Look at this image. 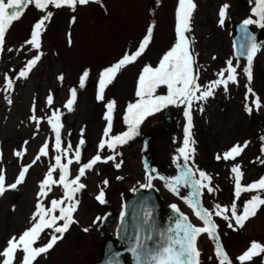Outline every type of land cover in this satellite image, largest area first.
Listing matches in <instances>:
<instances>
[{"label":"rangeland","instance_id":"1","mask_svg":"<svg viewBox=\"0 0 264 264\" xmlns=\"http://www.w3.org/2000/svg\"><path fill=\"white\" fill-rule=\"evenodd\" d=\"M176 3L177 0H101L100 3L77 5L75 10L68 6L55 8L49 5L43 11L30 4L23 9L21 18L9 26L5 44L0 49V169L4 170L6 185L15 181L23 166H32L17 189H9L0 196V251L6 247L9 238L18 237L31 227V217L38 202L39 185L49 167L55 165L56 155H61L62 163H67V159L73 160L69 165V179H73L78 174L79 167L98 154V145L107 125L104 116L108 102L115 101L110 135L128 130L123 117L128 104L139 99L136 90L142 70L145 66L157 67L177 40ZM194 3L196 8L191 17V31L185 35L189 39L193 68L198 75L197 83L203 90L204 86L219 78L217 74L227 67L229 60H232L238 73V83L230 82L227 91L223 86H218L214 95L206 101H194L192 140L195 143L190 147L195 151L188 161L193 166L195 179L199 178L197 170L204 171L211 177L210 186L214 191L209 193L207 189H202L201 204L213 212L217 231L223 236L228 235L225 244L233 255L246 251L252 241L264 244V205L260 206L255 216L245 221L243 227L236 226L231 219L233 201L240 214L244 202L253 195L264 198V192H245L237 199L234 196V174L231 172L233 166H240L243 172L242 185L264 177V153L261 152L264 146V140L261 139L264 137V28L258 40L259 51L253 60L254 78L250 85L261 102V108L257 110L251 103L256 97L249 94L248 100H245L248 82L243 69L247 66V61L234 55L229 35L234 21L257 19L252 13L254 0H194ZM224 4L229 5V8L224 23L221 24L219 10ZM48 11L53 15L46 22L41 47L39 50L33 49L26 42L31 37L34 24ZM252 26L255 27L256 24ZM149 27L153 29L152 38L144 52L119 71L112 83L106 86L104 99L98 101L96 97L100 73L117 63L126 53H135ZM36 55H40V60L28 76L19 77V72L25 68L28 60ZM85 71L88 72V77L81 87L80 77ZM60 76H63L62 80L58 79ZM6 77L13 81L12 88L8 91L5 90ZM72 89H76L77 95L72 111H69L65 104L70 99ZM166 94V85H161L155 93ZM49 95L53 97L51 105L47 103ZM245 103L253 108L251 114L245 111ZM83 105L85 111H82ZM180 107L184 109L185 105L180 104ZM170 111L171 114L175 112L172 108ZM53 113L60 116V152L55 149L56 134L48 122ZM33 116L36 119H31ZM163 119L162 109L143 120L137 129L138 134L129 141V146L118 145L115 151L105 148L99 152L102 159L109 155L115 159L107 163L100 162L93 170L86 171L80 181L86 187L76 194L79 204L74 219L77 223L72 224L63 239L34 264H63L68 258L72 260V264H90L98 257L103 237L113 233L114 226H103L101 219L97 218H102L107 211H119L133 188L143 181L140 162L141 133ZM185 123V116L179 117L154 141L156 163L165 177L176 176L177 164L182 165L184 162L178 149L183 146ZM81 139L86 140L87 146L83 151L80 149V162L76 163L74 153ZM246 141L248 146L234 160L216 159L217 155H222L234 145H244ZM45 143L49 146L48 154L41 156L33 164L32 161ZM69 145L71 150L65 158L63 150ZM15 151H22L24 154L17 157L14 155ZM116 163L121 164L119 169L115 167ZM53 179L58 181V169L53 172ZM104 180L109 183L104 185ZM154 183L165 202L176 203L188 214L187 204L180 196L170 192L163 180L157 179ZM101 190L106 201L104 204L96 199ZM63 192L62 186L54 184L46 197L39 198L40 202L45 207H50L52 199L63 198ZM187 193V188H182L180 195ZM22 201L27 202L22 204ZM217 204L229 209L225 213L230 217L229 220L214 215V206ZM18 211L21 212L20 215L17 214ZM58 214L57 212L56 215ZM197 222L198 226L202 225L198 219ZM229 223L236 230L230 228ZM85 228L88 231H84ZM51 231L49 229L42 233L35 246L46 244ZM206 237L208 249L211 244H215V240L207 234ZM18 255L22 259V253ZM247 264H264V254L254 257Z\"/></svg>","mask_w":264,"mask_h":264},{"label":"snow or ice","instance_id":"2","mask_svg":"<svg viewBox=\"0 0 264 264\" xmlns=\"http://www.w3.org/2000/svg\"><path fill=\"white\" fill-rule=\"evenodd\" d=\"M90 2L100 3L101 0H0V49L5 44L6 32L9 26L18 21L22 14L23 9L34 4L38 10H45L49 5L55 8L62 6H68L75 10L77 5H87ZM196 8L194 0H178V7L176 9V34L177 40L175 45L168 51L160 60L159 65L155 68L151 66H145L142 70L139 78L136 90V96L139 99L135 103H130L127 106L125 115L123 117L124 123L128 126V130L118 134L110 135L112 132L113 112L115 110V101H110L106 104L107 111L104 119L107 121V125L104 128L103 138H101L98 145V154L95 155L87 163L82 164L79 167L78 174L73 179H69V165L73 163L72 159H67V163H62L61 155L55 156V165L50 166L43 181L39 185L38 202L36 204V210L31 217V227L27 228L17 236H12L7 240L6 247L0 251V264H34L39 257L46 255L54 248L60 239H63L64 234L69 230L70 226L77 221L74 219V213L78 209L79 200L76 199V194L83 190L86 185L81 183V178L86 175V171H91L98 163H107L115 159L114 156L109 155L106 158L101 157L100 151L105 148L115 151L118 145H124L133 139L138 134L137 129L143 120L151 116L169 105H185L184 116L186 123L184 126V139L183 146L178 149L180 157L183 159L184 164L181 166L177 164L178 174L173 177L159 176L158 178L165 182V187L174 195L180 196L185 204L192 210L195 217L202 222V226L194 225L187 215L180 212L177 205L173 204L170 207L173 212L178 216L175 219L174 227H169L165 230L154 231L152 226L148 224L149 212H145V225H148L147 234L141 235L138 230L134 239V245L129 249L133 254L135 264H200L199 257L201 255L197 241L202 234L216 241L215 244V256L218 260V264H231V261L226 254L223 246L219 242L220 237L217 234V224L213 221V212L204 208L201 204L202 189H207L209 193L214 189L210 186L211 177L204 171H198V179L194 178V172L191 167L188 166V161L191 158V153L195 151L190 145L194 144L192 140L191 129L192 124V106L194 101H206L209 97L214 95V90L218 86H223L225 91L228 89L229 83H238L237 68L233 66L232 60L227 61V67L221 70L217 75L218 79L210 82L207 86L203 87L197 83L198 75L193 73L194 60L189 50V39L185 33L190 32L191 17ZM229 5L224 4L219 10L220 23H224L226 11ZM252 13L257 19L248 18L243 21L242 24V43L240 45V55L246 56L247 66L244 67L243 72L247 78V93L245 100H248V95L256 97L255 92L250 86L253 81V60L254 56L259 51V46L255 42V38L248 32V26L252 24H259L264 27V0H254V7ZM52 12L48 11L38 22H36L31 31V37L26 42L31 45L33 49L39 50L41 47V36L46 27V22L52 17ZM74 22V18H73ZM152 27H149L147 34L143 41L140 43L138 50L129 55L125 54L117 63L109 68L104 69L100 73L99 87L97 92V100L104 99V90L107 85L111 84L113 79L117 76L119 71L126 65L134 62L144 52L147 45L152 38ZM40 60V55H36L32 59L28 60L25 68L19 72V77L26 78L28 73ZM88 77V72L85 71L80 77V86H84L85 79ZM226 77V78H225ZM6 79L5 90H11L13 81ZM63 79V76L58 77ZM161 85L167 86L166 95H155L157 88ZM70 99L65 104V107L72 111V106L76 99V89H72ZM53 97L49 95L47 97V103L52 104ZM11 103V100L8 101ZM252 105L257 110L261 108V102L259 97L252 100ZM203 111V109H200ZM253 108L245 103V111L248 114L252 113ZM35 111V107H33ZM31 119H36L35 116ZM49 124L56 134L55 149L61 151V124L60 116L53 113V116L49 118ZM83 132V130H82ZM264 140V137L261 138ZM84 144V140L81 139L80 145ZM80 145H77L75 155L76 163L80 162ZM248 146L246 141L244 145H234L230 150L224 152L222 155H217V160H234L240 156ZM48 144L45 143L39 150V155L36 156L32 163L40 160L41 156L48 154ZM71 150V145L67 149L63 150L65 158L67 153ZM261 152L264 153V146L261 148ZM22 151H15L14 155L17 157L23 156ZM259 159V158H258ZM174 159V163H175ZM264 162V161H262ZM32 165L23 166L19 172L17 178L10 185L5 183V173L3 169H0V196H3L9 189L15 190L18 185L22 184L25 180L26 174ZM115 167L119 169L120 163H116ZM59 170V179H53V172ZM152 171H155L153 169ZM231 172L234 174V196L239 199L242 193L245 192H264V177H261L258 181H255L248 185H242L243 172L240 166L237 164L231 168ZM156 177L146 176L147 184H141V188L152 187V180ZM120 179V177H118ZM108 180H104L103 184L107 185ZM58 184L63 187V198L52 199L50 207H45L40 202V197H46L48 192L52 190V185ZM182 188L190 189L186 195L181 196L180 192ZM96 199L99 203L104 204V192L101 190ZM261 205H264V198L260 195H253L249 200L243 204L240 214L237 213V205L233 201L231 205V219L235 221L236 226L243 227L245 221L250 217L256 215ZM229 209L221 207L219 204L214 206V215L222 217L224 220H229L230 217L225 215ZM59 213L56 215V213ZM122 218L124 213L121 214ZM102 219V218H97ZM62 221L63 223H59ZM95 223V221H94ZM230 228L233 225L229 223ZM52 230L50 239L46 244L42 246H35L41 239V234L46 230ZM233 230H236L233 228ZM84 231H88L87 228ZM59 234V235H57ZM22 253V259L18 254ZM264 254V244L257 241H252L246 251L237 257L239 264H246L250 262L254 257ZM118 264V261L114 262Z\"/></svg>","mask_w":264,"mask_h":264},{"label":"water","instance_id":"3","mask_svg":"<svg viewBox=\"0 0 264 264\" xmlns=\"http://www.w3.org/2000/svg\"><path fill=\"white\" fill-rule=\"evenodd\" d=\"M242 24L237 23L234 34V49L236 53L246 59V56L240 55V45L242 43ZM248 32L255 38V42L258 37V31ZM176 106V105H175ZM166 120H172L168 116V108L166 109ZM162 127L150 128L146 133L143 134V145H142V163L145 169L146 176L159 177L161 174L155 167L154 160V147L153 139L157 135L156 131H162ZM85 147V143L82 145ZM155 169V171H152ZM148 181L146 179L145 184ZM145 212H149L150 216L148 224L152 226L154 231L165 230L169 227H174L175 219L178 214L173 212L170 206L163 207L162 198L158 193L157 189L152 187L141 188L140 186L134 190L133 194L127 198L125 205L119 215V223L116 228V236L119 245L115 244L113 237H108L104 240L101 248L100 258L94 264H114L118 261V264H129L127 254L131 256L132 264H135L133 254L129 250L135 243V235L139 230L141 235L147 234L148 225H145ZM124 213L122 218L121 214ZM114 220V214H107L104 223L109 224Z\"/></svg>","mask_w":264,"mask_h":264},{"label":"flooded vegetation","instance_id":"4","mask_svg":"<svg viewBox=\"0 0 264 264\" xmlns=\"http://www.w3.org/2000/svg\"><path fill=\"white\" fill-rule=\"evenodd\" d=\"M199 251L201 253V255H200L201 264H218V260H217L216 256L212 253L211 250H205L204 245L199 246ZM230 261H231V259H230ZM231 264H234V263L231 262Z\"/></svg>","mask_w":264,"mask_h":264},{"label":"bare ground","instance_id":"5","mask_svg":"<svg viewBox=\"0 0 264 264\" xmlns=\"http://www.w3.org/2000/svg\"><path fill=\"white\" fill-rule=\"evenodd\" d=\"M86 99V97L85 98H83V100L82 101H84ZM83 107H84V109H82V111H85V106L83 105ZM84 114V113H83ZM25 202H27V201H22V204H24ZM17 214L18 215H20L21 214V212L20 211H18L17 212ZM63 264H72V260L70 259V258H68V261L67 262H63Z\"/></svg>","mask_w":264,"mask_h":264}]
</instances>
